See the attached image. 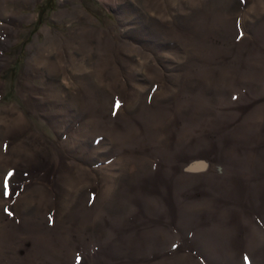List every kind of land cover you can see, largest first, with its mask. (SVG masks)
I'll list each match as a JSON object with an SVG mask.
<instances>
[{"label":"rangeland","instance_id":"rangeland-1","mask_svg":"<svg viewBox=\"0 0 264 264\" xmlns=\"http://www.w3.org/2000/svg\"><path fill=\"white\" fill-rule=\"evenodd\" d=\"M53 1L0 0V264H264V0Z\"/></svg>","mask_w":264,"mask_h":264},{"label":"trees","instance_id":"trees-1","mask_svg":"<svg viewBox=\"0 0 264 264\" xmlns=\"http://www.w3.org/2000/svg\"><path fill=\"white\" fill-rule=\"evenodd\" d=\"M55 6L54 1L53 0H45V4L42 7H39V22H43V16L45 15V13L49 10V9H53Z\"/></svg>","mask_w":264,"mask_h":264},{"label":"snow or ice","instance_id":"snow-or-ice-1","mask_svg":"<svg viewBox=\"0 0 264 264\" xmlns=\"http://www.w3.org/2000/svg\"><path fill=\"white\" fill-rule=\"evenodd\" d=\"M118 106H119V105L117 104V107H118ZM9 175H11V174H9ZM4 187L7 188V181L4 182ZM5 195H7V192H5Z\"/></svg>","mask_w":264,"mask_h":264}]
</instances>
